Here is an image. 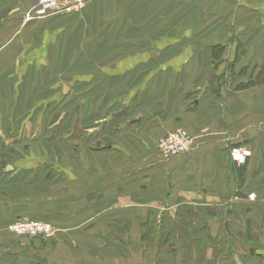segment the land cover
I'll return each instance as SVG.
<instances>
[{
    "label": "crops",
    "instance_id": "crops-1",
    "mask_svg": "<svg viewBox=\"0 0 264 264\" xmlns=\"http://www.w3.org/2000/svg\"><path fill=\"white\" fill-rule=\"evenodd\" d=\"M37 1L0 0V264H264V0H89L87 24L107 7L129 21L108 65L100 32L77 34L63 15L26 20ZM150 5L180 8L179 31L137 16ZM152 29L173 42L147 48ZM111 63L112 98L98 79L104 105L77 111L80 123L73 106L42 112L73 102L74 72L88 81ZM53 115L65 123L47 142L25 141ZM177 129L193 149L163 160L159 140ZM235 146L251 151L243 166ZM20 219L56 234L17 237Z\"/></svg>",
    "mask_w": 264,
    "mask_h": 264
},
{
    "label": "rangeland",
    "instance_id": "rangeland-1",
    "mask_svg": "<svg viewBox=\"0 0 264 264\" xmlns=\"http://www.w3.org/2000/svg\"><path fill=\"white\" fill-rule=\"evenodd\" d=\"M87 5V4H86ZM84 6L78 10L75 11H71V12H66V13H62L57 16H69L71 18H74V22H75V28H77V34H79L82 30H87V31H98L100 32V35H98V39L100 40L99 44L101 43V45L103 43H105V65H108L110 62L109 60H112L113 56L112 54H109V51H112L113 48V40L111 39V36L113 35V33H116L118 31L116 24H119L123 19V21L121 22L120 26H118L119 29H122L123 26L127 25L129 23L128 19L126 17L121 18V17H116V23H112L113 21V13H114V9L111 7H107L106 8V16L102 19H100L99 21L96 22L95 25L92 24H87L86 22H84V14L86 15V8L87 6ZM154 5V4H153ZM153 5H150L148 7L143 8L144 11L141 10V8L139 10H137V16L138 17H142V18H146L149 20H152L155 24V22H162L163 20L166 21L167 18L172 22H169V24H164V28L163 31H167L169 30L170 32H176L179 31V29L177 28L178 24L176 21V11L180 8H176L175 6H169L166 7L164 6V8H159V7H155ZM186 9V8H185ZM185 9H181L180 13L185 11ZM119 14V13H118ZM128 14V12L126 13ZM185 15L181 14L180 17L181 19L184 17ZM54 18V17H51ZM186 18V17H185ZM120 19H122L120 21ZM48 20V19H47ZM166 23V22H165ZM116 26V27H115ZM180 29L183 28L182 23L179 25ZM175 30V31H174ZM186 30V29H185ZM151 31V30H150ZM153 33L151 34V38H145L143 37L140 41L144 42V45L149 48L151 47V49H157V48H164L169 46L168 44H171L173 42V39H171V36L169 35V37L164 39V35H159L158 33H155L157 31V29H152ZM52 35V34H50ZM105 36L104 39L102 36ZM108 36V39H107ZM161 36V37H160ZM171 40V41H170ZM191 41V39L185 38V42ZM97 44V43H96ZM98 44V45H99ZM139 58V56H137ZM159 57V56H158ZM169 59L172 58V55L170 54V56L168 57ZM138 62V61H136ZM97 62H92L91 64L93 65V68L95 69L97 66L96 64ZM100 63V62H99ZM112 64L111 63L109 65V69H107V72L105 73H100V72H96L94 71L93 73L91 72L90 78L88 79V81L86 80V78H84L85 76H75V72H74V77L72 79L69 80V82L71 81L72 84H74L75 88L74 90V95H73V102L71 103H59V101L56 103H42V112H47V111H54L58 114L64 113L66 107H70L73 106V110L74 112L77 113L81 112L83 110L85 111H90V106H94L93 111L98 109V107H95L96 105H104V104H98L97 101H94L95 97L92 95L93 93L96 92L97 90V80L99 79V82H102V84H105V92H109V98H112V90L114 89V85L112 86V81L113 79L107 78L108 74L113 72V68H112ZM112 68V69H110ZM100 69V68H99ZM91 76L92 79H91ZM97 76V79H96ZM83 77V78H82ZM101 79V81H100ZM230 76L224 75V78H222V83L226 84L231 82ZM106 85L108 87H106ZM238 87H236V90ZM124 88H121L120 90L122 91ZM58 92L60 95H58V98L63 96V91L60 89H58ZM82 100L84 99V102H79L78 100ZM66 100H71V99H66ZM78 101V102H75ZM91 102V103H88ZM106 107L111 105L112 103L109 104H105ZM107 109V108H106ZM109 111H111L112 109L108 108ZM78 114V115H77ZM75 114V118L73 119V121L75 122V120H78V123H80V113ZM86 122H84V125H87L89 127L93 126V120H86ZM89 121V122H88ZM54 122H58V126L63 127L64 123H65V118L63 117L61 120L60 119H56L55 116H51V117H47L45 119H41V127L45 129V131L43 132V134L41 136H38V138L32 137V132H34V129H32V125H30L31 129H29L30 131L27 132L28 134L26 135L25 141L26 142H30V143H40V142H47L48 140H46L45 138H48V134L46 133V130H49L48 127H52V125L54 126ZM34 127V126H33ZM52 130V129H51ZM59 128L55 129L54 132H58ZM55 135V134H54ZM40 137V138H39ZM80 139V136H78ZM163 138V137H162ZM52 141V139H50ZM189 231V230H188ZM191 235H193L194 232L190 231Z\"/></svg>",
    "mask_w": 264,
    "mask_h": 264
},
{
    "label": "built area",
    "instance_id": "built-area-1",
    "mask_svg": "<svg viewBox=\"0 0 264 264\" xmlns=\"http://www.w3.org/2000/svg\"><path fill=\"white\" fill-rule=\"evenodd\" d=\"M89 0H38L37 10L28 14L26 20L36 19L38 21L54 17L56 15L78 10L84 7ZM194 138L184 129H177L166 134L159 140L158 150L163 160L187 154L193 149ZM230 156L239 166L246 164L251 157V151L245 147L235 146L230 150ZM254 195L250 199H254ZM17 237L33 239L41 237L52 238L56 230L50 223L39 220L20 219L10 224L8 228Z\"/></svg>",
    "mask_w": 264,
    "mask_h": 264
},
{
    "label": "trees",
    "instance_id": "trees-1",
    "mask_svg": "<svg viewBox=\"0 0 264 264\" xmlns=\"http://www.w3.org/2000/svg\"><path fill=\"white\" fill-rule=\"evenodd\" d=\"M251 85H255V81L250 82L248 84H240L237 86L238 87L237 89H246V88L250 87Z\"/></svg>",
    "mask_w": 264,
    "mask_h": 264
},
{
    "label": "water",
    "instance_id": "water-1",
    "mask_svg": "<svg viewBox=\"0 0 264 264\" xmlns=\"http://www.w3.org/2000/svg\"><path fill=\"white\" fill-rule=\"evenodd\" d=\"M123 114V113H122ZM120 115V114H119Z\"/></svg>",
    "mask_w": 264,
    "mask_h": 264
}]
</instances>
